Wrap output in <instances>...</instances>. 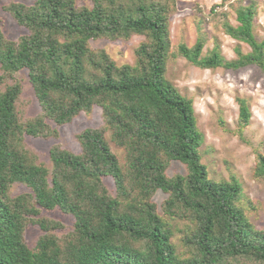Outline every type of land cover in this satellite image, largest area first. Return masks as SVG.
I'll return each instance as SVG.
<instances>
[{"label":"trees","instance_id":"16d2710c","mask_svg":"<svg viewBox=\"0 0 264 264\" xmlns=\"http://www.w3.org/2000/svg\"><path fill=\"white\" fill-rule=\"evenodd\" d=\"M90 1L92 7L79 9L74 0L7 7L29 34L13 42L0 29V264H242L241 258L264 263V230L248 221L254 205L234 177L208 178L192 103L164 76L170 7L161 0ZM254 15L249 2L235 9L237 25L221 23L225 35L249 47L245 53L236 47L234 59H224L217 47L201 56V38L190 47L179 44L177 53L202 69L254 65L264 73V39L253 36ZM133 33L146 40L131 65L117 67L88 44ZM23 69L42 111L26 122L16 112L22 86L13 77ZM236 103L233 132L241 136L250 111L245 99ZM93 106L125 153L124 169L98 129L78 135L79 154L51 147L50 172L34 162L23 146L25 136L47 137L54 132L45 119L65 124ZM170 161L184 164L186 173L167 176ZM256 161V172L264 175V155L256 153ZM104 178L111 179L114 195ZM14 183L29 193L11 197ZM156 190L168 196L161 213L150 201ZM55 208L74 218L62 244L50 233L59 222L39 216ZM172 219L188 221L179 248L171 242ZM27 223L44 232L33 249L24 241ZM137 242L145 248L134 247Z\"/></svg>","mask_w":264,"mask_h":264},{"label":"rangeland","instance_id":"374dc122","mask_svg":"<svg viewBox=\"0 0 264 264\" xmlns=\"http://www.w3.org/2000/svg\"><path fill=\"white\" fill-rule=\"evenodd\" d=\"M35 0H0V29L5 39L18 42L29 34V30L18 24L10 15L7 7L11 3L30 6ZM170 7L168 12L170 49L165 62V78L177 89L179 94L192 103L196 127L203 135L199 147L200 162L205 166L208 178L214 181L228 180L234 177L241 187L242 195L255 207L248 213V221L257 230H264V175L258 174L256 153L264 155V73L256 66L249 65L238 70L224 68L202 69L191 64L177 53L179 44L193 45L197 38L203 40L201 56L217 47L220 55L231 60L236 57L235 48L245 53L249 47L225 35L221 23L228 21L237 25L235 9L239 5L254 3L255 15L252 20V33L256 40L264 39V0H161ZM132 5V4H131ZM76 8H90V0H74ZM133 6V5H132ZM146 40L144 34L133 33L127 38L122 36L97 37L89 40L94 50L104 51L117 66L133 64L134 51ZM22 86L15 107L21 122H26L42 115L41 108L28 81L27 71L20 70L13 76ZM237 98L246 100L250 118L243 128L241 136L238 128ZM45 124L54 132L47 137L25 136L24 148L33 156L36 164H41L51 171L48 152L51 147H58L74 154L80 153L78 135L85 129L103 131L111 152L115 155L121 169L125 167V153L111 141L110 130L105 127L101 110L97 106L85 113L79 112L69 122L57 125L49 119ZM185 165L179 161H170L166 175H184ZM104 184L110 195L115 194L110 178H104ZM29 193L23 184L14 183L9 189L11 197ZM167 194L156 190L150 201L161 213ZM39 216L59 222L60 228L50 233L62 244L73 229L74 218L58 209L41 210ZM171 242L179 248L183 227L187 220L172 219ZM44 232L33 223H27L24 229V241L33 249ZM134 247L145 248L144 242H137ZM242 264H264L241 258Z\"/></svg>","mask_w":264,"mask_h":264}]
</instances>
